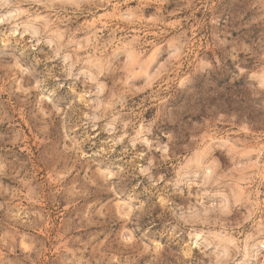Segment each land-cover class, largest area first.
Segmentation results:
<instances>
[{"label": "clouds", "instance_id": "9594fccd", "mask_svg": "<svg viewBox=\"0 0 264 264\" xmlns=\"http://www.w3.org/2000/svg\"><path fill=\"white\" fill-rule=\"evenodd\" d=\"M0 264H264V0H0Z\"/></svg>", "mask_w": 264, "mask_h": 264}]
</instances>
